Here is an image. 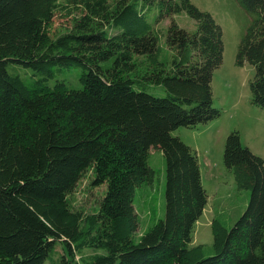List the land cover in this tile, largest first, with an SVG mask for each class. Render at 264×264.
Segmentation results:
<instances>
[{"label": "trees", "instance_id": "trees-1", "mask_svg": "<svg viewBox=\"0 0 264 264\" xmlns=\"http://www.w3.org/2000/svg\"><path fill=\"white\" fill-rule=\"evenodd\" d=\"M61 1L0 0V264H264V159L238 131L224 160L249 206L229 228L214 219L211 246H192L209 194L176 132L221 116L212 15L191 0ZM238 2L254 20L237 64L255 68L252 103L264 107V0ZM184 12L195 32L155 26ZM58 13L71 26L53 34ZM154 151L166 163L165 217L137 238V190L161 177ZM88 172L107 186L93 213L70 200Z\"/></svg>", "mask_w": 264, "mask_h": 264}, {"label": "rangeland", "instance_id": "rangeland-1", "mask_svg": "<svg viewBox=\"0 0 264 264\" xmlns=\"http://www.w3.org/2000/svg\"><path fill=\"white\" fill-rule=\"evenodd\" d=\"M191 2L201 11L212 15L222 28L224 39L223 64L214 71L212 81L214 105L221 111V116L207 125L194 129L182 127L176 132L184 143L197 152L203 185L209 194L208 205L195 227L192 246H211L214 241V219L228 228L233 226L246 211L251 199L250 191H239L233 173L225 165L227 138L231 132L238 131L242 145L264 159V107L252 103L250 82L255 77V68L248 63L243 66L237 64L240 42L252 25L254 15L244 10L238 0ZM71 18L58 13L51 32H64L71 26ZM172 22L191 33L197 30L196 22L185 12L154 23L158 29L167 31ZM70 85L79 86L75 75L70 77ZM156 93L165 95L163 89H157ZM151 165L160 172L161 177L154 187L137 190L135 207L140 218L137 238L165 217L166 163L163 154L154 151ZM92 179L93 174L88 172L70 197L75 209L86 213H93L98 209L107 187L92 186ZM92 253L94 252L91 250L86 251V254Z\"/></svg>", "mask_w": 264, "mask_h": 264}]
</instances>
